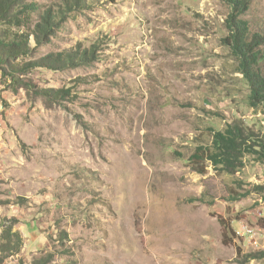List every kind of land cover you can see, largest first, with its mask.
Masks as SVG:
<instances>
[{
	"label": "rangeland",
	"instance_id": "374dc122",
	"mask_svg": "<svg viewBox=\"0 0 264 264\" xmlns=\"http://www.w3.org/2000/svg\"><path fill=\"white\" fill-rule=\"evenodd\" d=\"M232 1L86 0L41 46L29 38L35 58L96 47L78 68L24 77L62 99L0 71V219L23 241L2 264H264L244 262L261 235H234L264 229V163L244 152L228 174L207 156L235 123L264 143V102L232 39L240 26L245 43L264 39V0ZM26 2L38 14L12 32L64 9ZM252 53L264 79V40Z\"/></svg>",
	"mask_w": 264,
	"mask_h": 264
},
{
	"label": "trees",
	"instance_id": "16d2710c",
	"mask_svg": "<svg viewBox=\"0 0 264 264\" xmlns=\"http://www.w3.org/2000/svg\"><path fill=\"white\" fill-rule=\"evenodd\" d=\"M232 2L236 10H243L247 6L246 0H234ZM63 4V10L40 13L38 23L29 32L16 33L12 32L10 28H19L25 25L29 14L37 13L35 5L28 4L26 0H0V25L5 24L8 27L0 29V71L2 76L10 81L12 88L24 89L27 93H34L35 95H46L55 100L65 98L69 92L38 89L24 77L37 68L62 71L78 68L95 60L96 47L91 46L90 49H82L80 45L75 50L52 52L35 58V51L29 45V38H33L36 46H41L49 36L54 34V29L60 28L67 14L87 6L86 0H64ZM237 29L238 31L235 32V35L233 33L232 39L234 44L242 47L241 51L245 57L242 61L244 78L251 87L252 97L256 101L264 102V79L252 69V66L258 61L257 56L252 53V48L254 44H262L264 39L260 34H256L251 42L245 43L243 39L239 38L243 35L244 28L240 26ZM259 141L260 145H258ZM244 152L256 154L258 161L264 163V143L261 142L259 136L247 127L235 123L225 133H217L214 136L213 149L208 151L209 155L207 154V156L224 172L234 174L243 166L242 156ZM195 171L204 172L199 169ZM22 243L19 231H13L12 226L7 225L5 219H0V263L2 264L4 259L18 254ZM263 259L264 251H256L246 255L244 262Z\"/></svg>",
	"mask_w": 264,
	"mask_h": 264
},
{
	"label": "built area",
	"instance_id": "2783aa9c",
	"mask_svg": "<svg viewBox=\"0 0 264 264\" xmlns=\"http://www.w3.org/2000/svg\"><path fill=\"white\" fill-rule=\"evenodd\" d=\"M239 230V238L242 241H246L251 245L253 244V235H261V239H264V229H260L258 231H250V230H245L244 228L241 227Z\"/></svg>",
	"mask_w": 264,
	"mask_h": 264
},
{
	"label": "bare ground",
	"instance_id": "6f19581e",
	"mask_svg": "<svg viewBox=\"0 0 264 264\" xmlns=\"http://www.w3.org/2000/svg\"><path fill=\"white\" fill-rule=\"evenodd\" d=\"M242 228H244L245 230H250V231H253L251 228L247 227V226H242ZM234 235H235V238H239V230H234ZM254 236V235H253Z\"/></svg>",
	"mask_w": 264,
	"mask_h": 264
}]
</instances>
